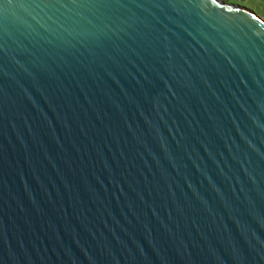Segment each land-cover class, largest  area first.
I'll list each match as a JSON object with an SVG mask.
<instances>
[{
    "label": "water",
    "instance_id": "obj_1",
    "mask_svg": "<svg viewBox=\"0 0 264 264\" xmlns=\"http://www.w3.org/2000/svg\"><path fill=\"white\" fill-rule=\"evenodd\" d=\"M0 264H264V18L0 0Z\"/></svg>",
    "mask_w": 264,
    "mask_h": 264
},
{
    "label": "rangeland",
    "instance_id": "obj_2",
    "mask_svg": "<svg viewBox=\"0 0 264 264\" xmlns=\"http://www.w3.org/2000/svg\"><path fill=\"white\" fill-rule=\"evenodd\" d=\"M235 5L244 6L264 18V0H225Z\"/></svg>",
    "mask_w": 264,
    "mask_h": 264
},
{
    "label": "snow or ice",
    "instance_id": "obj_3",
    "mask_svg": "<svg viewBox=\"0 0 264 264\" xmlns=\"http://www.w3.org/2000/svg\"><path fill=\"white\" fill-rule=\"evenodd\" d=\"M201 2L204 3L205 6H207L209 3L214 6L217 4V0H201Z\"/></svg>",
    "mask_w": 264,
    "mask_h": 264
}]
</instances>
